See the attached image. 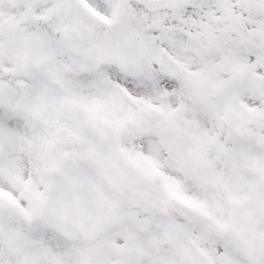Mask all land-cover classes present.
Returning <instances> with one entry per match:
<instances>
[{
  "label": "snow or ice",
  "instance_id": "obj_1",
  "mask_svg": "<svg viewBox=\"0 0 264 264\" xmlns=\"http://www.w3.org/2000/svg\"><path fill=\"white\" fill-rule=\"evenodd\" d=\"M0 264H264V0H0Z\"/></svg>",
  "mask_w": 264,
  "mask_h": 264
}]
</instances>
